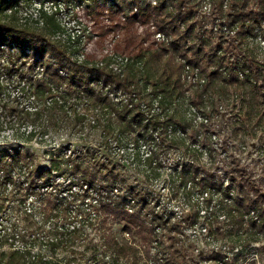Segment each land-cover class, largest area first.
<instances>
[{
	"label": "trees",
	"instance_id": "1",
	"mask_svg": "<svg viewBox=\"0 0 264 264\" xmlns=\"http://www.w3.org/2000/svg\"><path fill=\"white\" fill-rule=\"evenodd\" d=\"M23 1L0 0V108L23 97L16 118L42 121H27L29 135L64 126L84 141L55 147L47 169L0 142V249L10 245L0 264H242L244 245L264 240V189L235 154L219 163L220 135L227 115L235 137L264 129V60L248 49L264 45V0L104 1L128 9L117 21L97 0H48L35 17L19 16ZM203 4L214 38L193 20ZM83 8L85 40L60 20ZM151 22L167 36L160 45L138 31ZM117 52L128 57L121 71ZM168 150L166 193L132 183L141 166L158 162V175ZM35 219L41 239L24 223ZM197 227L221 249L196 253Z\"/></svg>",
	"mask_w": 264,
	"mask_h": 264
},
{
	"label": "rangeland",
	"instance_id": "2",
	"mask_svg": "<svg viewBox=\"0 0 264 264\" xmlns=\"http://www.w3.org/2000/svg\"><path fill=\"white\" fill-rule=\"evenodd\" d=\"M104 1L106 2L107 0H97V3L104 5L105 7H109L110 5L111 7L113 6L112 4L114 2L112 3V1H109L110 3H105ZM122 1L123 0H117L118 3H121ZM50 4L51 3L48 0H25V2H22L21 7L19 8V16L24 17L31 14L33 15V17H35V14L37 10L40 9V7L48 8ZM113 7L114 8L112 9V15L113 19L116 21L119 20L120 17L123 18V15H125L124 13L128 11V9L124 10L123 8H121L119 4L114 5ZM90 17L91 14L84 8L81 9L76 15H71V12H62L60 14V20L65 25L67 31L71 33L75 32L76 34L78 33L79 35H81V38L83 40H85L84 37H87L89 35L88 32L90 31V29L87 23L90 21ZM106 18L109 19V21L105 19V23H110V16L107 15ZM193 18V20L198 23L199 31L205 32L207 36H211L212 38H214L215 35L218 36L212 26L214 25L213 23L215 21H212L213 17L208 15L207 8L204 6V4L197 11V13H195ZM82 23H84V25ZM85 24L89 29L88 31L84 30ZM89 25H92V22H90ZM76 29L80 30V32H76ZM149 30V25H143L138 29L141 38H144V45H146L147 41L149 43L154 42L151 37V30ZM111 36L112 43H114L113 41L117 39L118 36L121 37L122 33L120 30H118ZM259 41V38L249 40L248 49L252 55L264 60V45ZM110 48L112 49V47ZM117 53L119 55H122L123 52ZM11 93L12 97L14 95V92ZM6 97L8 96L6 95ZM6 100L3 101L5 102ZM17 100L18 102L14 100L12 104L10 102V104L7 105V109L0 108V126L2 129V131L0 132V142L3 144L7 143V145L9 146H11L12 144H19V146L25 147L28 152L32 154L34 161L33 164L39 166L40 169H47L49 167V153L51 151L53 152V150L57 151L58 148L54 149L55 147H70L72 145L71 148H73V146L75 147L76 144L79 145L84 141V139H82L80 135H77L76 131H66V127L64 126H61L58 130L50 132V134L46 135L44 138H42L41 128H37V130H35L32 135H29L26 131H28L31 126L27 121H30L32 118H34L38 126L41 125L42 121L39 117H33L32 115L28 116L26 113H23L26 117L25 120L17 119V110L19 109L18 111L21 112L23 109H26V107L29 106V104H25V98L20 97ZM230 107L231 106H228L227 109H229ZM227 116L225 117V119H227L226 128L222 130L220 135V141H222V150L220 152H222V154H220L219 163L222 162L223 165V160L226 157V153L235 154L240 159L241 163L247 167L248 171L253 174L259 185L264 189V129L258 127L256 132L253 131L251 133H240L238 134V137H235L232 134V120L228 119ZM18 134L20 135L19 137L17 136ZM90 137L91 139H94L95 136L91 135ZM166 156L170 157V160L161 162V166L158 167V175L153 177V174H151V172L155 170L158 164V162H154L152 167L151 165H148L147 167L141 166V172H130V174L128 175L132 183H139L138 181H140L144 184H147L149 182V185L153 184L155 186L156 191H164L166 193L168 189L165 188L166 190H164V188L162 187L163 179L170 178V175L172 173L170 163L173 162L176 154L174 151L168 150L166 152ZM207 157L208 156L206 154L203 155L204 160H207ZM165 201H169L168 203L171 207L176 204L174 199H165ZM12 203L13 202H10V205ZM24 223L30 224L33 230L36 229L35 234L41 239L42 235H44L43 229L45 230V228L41 229L42 226L40 225V219H35L34 221L26 220L24 221ZM48 224H46V226ZM198 228L200 227H197L196 229L197 234L199 233ZM187 232L189 234L192 233V231L190 230H188ZM116 233L119 237H121V235H124L125 237L127 236L125 233L121 232V226L119 224L116 225ZM198 236L199 237L191 236V238L195 240L193 241V244L196 248V253L199 254L200 252H202L203 255L207 256L211 252V249H214L216 251L221 249L220 247L223 243L222 241L216 243V240L207 241L204 235L198 234ZM261 237L262 234L260 233L259 238ZM29 240L35 243L36 246H40L39 242L34 240L33 235L29 238ZM244 247L245 251H243L244 255L241 258L240 263L251 264L252 261H255L257 262L256 264H264V240L261 239V241H253L250 244L244 245ZM9 248L10 245L3 243V246L0 250H8Z\"/></svg>",
	"mask_w": 264,
	"mask_h": 264
},
{
	"label": "built area",
	"instance_id": "3",
	"mask_svg": "<svg viewBox=\"0 0 264 264\" xmlns=\"http://www.w3.org/2000/svg\"><path fill=\"white\" fill-rule=\"evenodd\" d=\"M150 1L152 4H156L157 3V0H148ZM149 28L152 32V39H153V43H155L156 45H160L162 44L163 42H165L167 40V36L165 33L161 32V31H158L155 27V25L153 24V22H151L149 24ZM116 37V36H115ZM149 44V42L147 41L146 42V45ZM115 63L113 64L114 66V69L117 70V71H121L122 68H121V65L124 64L125 62H127L128 60V57L125 56V55H115ZM197 79V74H195V77H194V80Z\"/></svg>",
	"mask_w": 264,
	"mask_h": 264
}]
</instances>
